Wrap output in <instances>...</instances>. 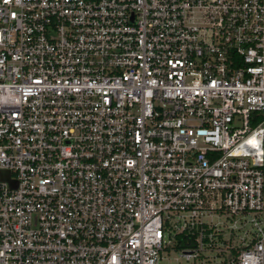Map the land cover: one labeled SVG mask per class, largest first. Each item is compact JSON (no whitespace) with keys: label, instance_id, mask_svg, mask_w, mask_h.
<instances>
[{"label":"built area","instance_id":"1","mask_svg":"<svg viewBox=\"0 0 264 264\" xmlns=\"http://www.w3.org/2000/svg\"><path fill=\"white\" fill-rule=\"evenodd\" d=\"M174 251L264 264V0H0V264Z\"/></svg>","mask_w":264,"mask_h":264},{"label":"rangeland","instance_id":"2","mask_svg":"<svg viewBox=\"0 0 264 264\" xmlns=\"http://www.w3.org/2000/svg\"><path fill=\"white\" fill-rule=\"evenodd\" d=\"M178 254L176 251L170 252L169 255H167L168 259L163 260L161 264H187L184 259L179 258L177 261L175 260L176 257H178Z\"/></svg>","mask_w":264,"mask_h":264},{"label":"water","instance_id":"3","mask_svg":"<svg viewBox=\"0 0 264 264\" xmlns=\"http://www.w3.org/2000/svg\"><path fill=\"white\" fill-rule=\"evenodd\" d=\"M1 176H2L3 179L7 180V173L6 172H2Z\"/></svg>","mask_w":264,"mask_h":264}]
</instances>
